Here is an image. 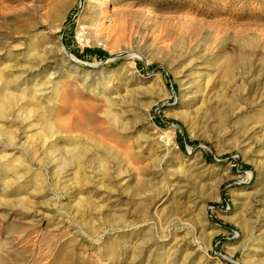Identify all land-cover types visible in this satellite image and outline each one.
I'll return each instance as SVG.
<instances>
[{
	"label": "rangeland",
	"instance_id": "obj_1",
	"mask_svg": "<svg viewBox=\"0 0 264 264\" xmlns=\"http://www.w3.org/2000/svg\"><path fill=\"white\" fill-rule=\"evenodd\" d=\"M104 3L0 0L18 98L0 121V264H264V0ZM107 11L115 23L80 36ZM76 143L87 183L64 163ZM231 153L251 183L210 159Z\"/></svg>",
	"mask_w": 264,
	"mask_h": 264
},
{
	"label": "bare ground",
	"instance_id": "obj_2",
	"mask_svg": "<svg viewBox=\"0 0 264 264\" xmlns=\"http://www.w3.org/2000/svg\"><path fill=\"white\" fill-rule=\"evenodd\" d=\"M104 1L105 0H103V3H104ZM101 4H102V2H101ZM105 4V3H104ZM58 6L59 5H61V2H59L58 4H57ZM109 5V4H108ZM57 6V7H58ZM109 7V6H108ZM97 11V10H96ZM95 12V11H94ZM110 12V11H109ZM114 15V14H113ZM113 15H110V14H108V11H107V13H104V12H101L100 14H96V15H94V17H93V19L90 21V22H88V24L87 25H85L84 26V28H83V30H82V33H81V35L80 36H82V37H88V36H90V34H92L93 32H95V33H97V32H100V31H102L105 27H106V24H107V22H116V18L115 17H113ZM118 17V16H117ZM118 19H120V18H118ZM43 25H45V23L44 22H39V23H37V24H35V26H34V28L36 29V30H39V29H41L42 28V26ZM111 25H112V23H111ZM124 25V24H123ZM114 26V25H113ZM106 29V28H105ZM56 30V29H55ZM50 31H54V28H50ZM103 32V31H102ZM40 33H42V31H40ZM39 33V34H40ZM43 34V33H42ZM45 34V33H44ZM104 34V33H103ZM41 35V34H40ZM39 35V36H40ZM46 35H48V34H46ZM97 35V34H96ZM99 35V34H98ZM53 36V35H52ZM43 38V37H42ZM47 38V37H46ZM49 38V37H48ZM62 39V38H61ZM62 41V40H61ZM60 41V43H62V47H59V48H55V49H58V51L60 52V54L61 55H63L64 57H68V56H65V54L66 53H70V56L72 57V58H75V56L68 50V48L65 46V44L63 43V41L61 42ZM56 43H58V42H56ZM55 43V44H56ZM59 46V45H58ZM64 60V59H63ZM67 60V59H66ZM233 63H234V60L233 59H230V60H228V62H227V64H226V67H227V69H226V71H227V73H229V71H230V69H231V66L233 65ZM7 67V66H6ZM11 69H12V67H10ZM9 68V69H10ZM3 69V68H2ZM1 69V70H2ZM4 70V69H3ZM15 70V69H14ZM232 70V69H231ZM5 71H6V69H5ZM4 71V72H5ZM4 72H2V71H0V83H1V85H0V121L1 120H3V119H6V118H8L12 113H13V109H14V107H15V105H16V102L18 101V98H17V94L14 92V91H16V90H12V91H10V88H11V85L12 84H14L15 82H13V81H10V80H8L7 78H8V76H7V78L6 77H4ZM12 71H10V73H11ZM9 73V74H10ZM23 73V72H22ZM6 75V74H5ZM13 75V74H12ZM16 76V75H15ZM12 77V76H11ZM10 77V78H11ZM17 77H18V75H17ZM16 79V78H15ZM24 80V79H23ZM26 82V81H25ZM18 85V84H17ZM20 85V84H19ZM18 85V86H19ZM16 86V85H15ZM26 87V86H25ZM13 88V87H12ZM11 88V89H12ZM19 88V87H18ZM29 89V88H28ZM19 91V90H18ZM38 91V90H37ZM27 92V91H26ZM26 92H24L23 90H22V92H20V94H18V95H22L21 97H23V96H25L26 94L28 95V97H29V94L28 93H26ZM31 92V91H30ZM34 93V92H33ZM26 95V96H27ZM31 96H34V94H32ZM35 97V96H34ZM33 97V98H34ZM31 99H32V97H31ZM39 99V98H38ZM31 101H34V99L33 100H31ZM35 101H37L36 99H35ZM38 102V101H37ZM24 105V104H23ZM38 106H39V104H38ZM20 107H22V106H20ZM24 107H26V106H23L22 107V112H23V108ZM26 110V109H25ZM21 112V111H20ZM21 112V113H22ZM25 113H28L29 115H31L32 113H33V109H32V107L31 108H29V107H27V112H25ZM40 113H43V112H41L40 111ZM17 114V113H16ZM12 116V115H11ZM36 116H37V114H36ZM49 117V116H48ZM10 118V117H9ZM9 118H8V122H10L9 121ZM12 118V117H11ZM29 119V118H28ZM27 119V120H28ZM38 119H39V121L37 122V124H39V125H41V127L43 128V129H45V130H50V129H52L53 127H54V123H56V122H53V121H51L50 119H48L47 118V116L45 115V114H40L39 116H38ZM24 120H25V117H24ZM4 121V120H3ZM55 121V120H54ZM5 122V121H4ZM58 123H59V121H58ZM79 123V122H78ZM10 124V123H9ZM8 124V125H9ZM30 124H28V126H29ZM57 125V124H56ZM6 126V125H5ZM8 128V127H7ZM6 127H4L2 124H0V135H5V136H7V137H10L12 134H10V131L7 129ZM12 128V127H11ZM45 132V131H44ZM43 133V132H42ZM55 134V133H54ZM173 135V134H172ZM49 136V135H48ZM45 139V138H44ZM42 140H43V137H42ZM44 142H46V141H44ZM14 144V143H13ZM83 145V144H82ZM84 147V146H83ZM73 149V148H72ZM71 149V150H72ZM71 150H69V151H71ZM65 152H66V150H64ZM62 153V152H61ZM64 155V154H63ZM90 155V154H89ZM4 157V156H3ZM11 157V156H10ZM65 157V156H64ZM166 157V156H165ZM7 158V157H6ZM14 159V158H13ZM44 159V158H43ZM42 159V160H43ZM2 161V160H1ZM17 161V163H7V167L14 173V175L13 176H15V177H17V178H21V177H23L25 174H29L30 173V170L31 169H29V167H27V165L26 166H24V162H23V159L22 160H16ZM25 161H27V160H25ZM65 162L64 163H66V164H68L69 166L71 165L72 167H73V169H74V172L78 175V176H80V179H79V177H78V179L80 180V181H83V182H85V181H87L88 179H87V175H86V163H87V159H86V154L84 153V150L83 149H81V147H80V145L78 144V143H76L75 144V146H74V149L70 152V155H68V156H66V158H65V160H64ZM90 161H93V160H90ZM95 161V160H94ZM26 163H28V162H26ZM5 164V163H4ZM62 164V163H61ZM88 164V163H87ZM31 165V164H30ZM63 165H65V164H63ZM6 166H4V167H6ZM32 166V165H31ZM88 166V165H87ZM90 166H92V165H90ZM93 167V166H92ZM1 168V167H0ZM94 168V167H93ZM97 169H100V171H101V173H102V175H105V174H107V172H108V168L106 167V165L104 164V162H99L98 163V166L96 167ZM4 168H2V170H3ZM6 169V168H5ZM1 171V170H0ZM69 171H70V169H69ZM88 171V170H87ZM59 172V171H58ZM64 172V171H63ZM8 173V172H7ZM12 173V174H13ZM35 173H36V171H35ZM38 174H39V172H38ZM60 174V173H59ZM71 174V173H70ZM166 174V173H165ZM164 174V175H165ZM106 176V175H105ZM7 177H9V176H7ZM24 178V177H23ZM42 179V178H41ZM85 183H87V182H85ZM170 190V189H169ZM169 194V191L167 190V192H166V196ZM163 199L164 198H162L161 200L163 201ZM158 208H159V204H158V206L157 207H155V214L157 213V211H158ZM92 230L93 231H98L97 230V228H93L92 227Z\"/></svg>",
	"mask_w": 264,
	"mask_h": 264
},
{
	"label": "built area",
	"instance_id": "obj_3",
	"mask_svg": "<svg viewBox=\"0 0 264 264\" xmlns=\"http://www.w3.org/2000/svg\"><path fill=\"white\" fill-rule=\"evenodd\" d=\"M161 107H156L155 113L160 112ZM160 117V116H159ZM188 153H191V149H187ZM210 159L217 164H230L233 168L235 175V183L238 185H247L253 181L254 172L251 169L246 168L242 162L239 153H231L226 156L212 154ZM211 212H217L218 206H209ZM220 209V208H219ZM231 205L228 201L222 202V208L220 209L223 212L230 211Z\"/></svg>",
	"mask_w": 264,
	"mask_h": 264
}]
</instances>
